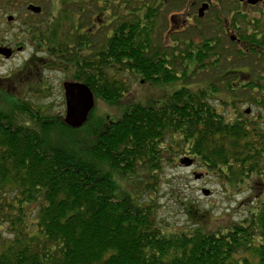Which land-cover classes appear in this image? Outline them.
<instances>
[{"label": "trees", "instance_id": "16d2710c", "mask_svg": "<svg viewBox=\"0 0 264 264\" xmlns=\"http://www.w3.org/2000/svg\"><path fill=\"white\" fill-rule=\"evenodd\" d=\"M127 25V50L90 53L58 50V32L31 27L35 47L55 50H37L45 56L30 62L65 71L70 81L86 84L95 99L127 105L115 121L98 124L84 145L63 117L30 103L10 113L0 110V231L11 234L0 244V264H264V198L241 223L168 234L158 225L156 204L140 202L131 191L140 171L157 183L175 148L231 187L264 176V121L262 114L251 119L247 110L226 118L211 104L209 91L216 93L218 86L190 88L196 85L187 82L202 66V50H183L181 64L195 60L198 67L188 76L183 65L179 74L177 50L171 60L157 61L153 50H135L138 37L149 40V28L140 35L134 22ZM124 72L153 85L184 80L187 86L159 107L144 105L126 98L129 87L117 77ZM224 88L234 99L238 91L249 93L250 105L264 94L258 85ZM231 102L238 101L223 103ZM91 118L92 113L87 123ZM171 136L175 148L165 145Z\"/></svg>", "mask_w": 264, "mask_h": 264}, {"label": "flooded vegetation", "instance_id": "af4514ba", "mask_svg": "<svg viewBox=\"0 0 264 264\" xmlns=\"http://www.w3.org/2000/svg\"><path fill=\"white\" fill-rule=\"evenodd\" d=\"M30 6L42 11H31ZM37 22L49 24L41 30L58 32V50L88 53L127 50L126 27L134 22L138 34L149 28L150 35L144 42L142 35L138 37L135 50H153L157 61L171 60L169 53L159 50H173L172 56L174 50H202L200 87H264V0H0V50L11 52L10 58L1 53L0 58L10 60L16 51L26 50L24 44ZM225 59L230 67L215 73ZM238 59L248 65L238 69L234 66ZM11 80V75L0 77V82ZM209 92L211 100L217 98ZM255 99L249 112L256 107L264 111V94Z\"/></svg>", "mask_w": 264, "mask_h": 264}, {"label": "rangeland", "instance_id": "374dc122", "mask_svg": "<svg viewBox=\"0 0 264 264\" xmlns=\"http://www.w3.org/2000/svg\"><path fill=\"white\" fill-rule=\"evenodd\" d=\"M42 25L48 26L49 24ZM45 31V29L42 30V32ZM33 41L32 36L31 39L28 38L24 44L26 50L16 51L13 59L0 58V77L5 79L6 76H12L10 83L0 82V110L10 113L16 105L27 102L34 109L41 110L45 114L65 118L66 100L63 84L70 81L69 75L65 71H50L42 67L40 62L36 60L30 62L31 59L45 56L44 52L35 50L37 47L33 45ZM159 51L160 53L166 51L173 58V50ZM181 53L183 50H177L179 59L175 69L181 74L182 67L185 65L187 74H191L198 67V63L194 60L181 64ZM226 55L231 57L230 54ZM230 65L231 62L226 59L223 60L215 73L219 74L220 69L224 71ZM247 65V60L241 59H238V62L234 64L238 69ZM242 70L247 71L245 68ZM117 77L124 80L129 87L126 98H132L135 102L156 107L162 105L165 98L174 91L184 85L187 86L184 80L167 85H153L143 82L139 76H135L133 73L124 72ZM201 80H204L203 76H199L197 72L196 77L190 78L187 82V84L196 85L188 87H194L193 89L197 91L200 88ZM224 87L226 86H218L215 93L217 98L211 100V104L217 111L231 119L236 117L237 111L243 112L250 109L251 103H247L249 93L241 94L238 91L235 99H230L232 94L227 92ZM204 88H208L207 84L204 85ZM233 100L238 102H231L227 105L223 103ZM126 105V101H121L114 106L101 99H95V108L91 120L79 130L75 129L76 131H74V136L78 139L79 144L90 143V135L98 127V124L109 119L114 121L121 117ZM18 113L20 116L21 113ZM260 114L263 117L260 118V121H264V111L257 107L252 108L249 115L251 119H256ZM25 121L28 119L24 118L23 122ZM57 134L59 140L63 141L64 137L59 132ZM52 140L53 136L51 137ZM165 145L168 148H175L172 136L166 140ZM174 152V154L166 157L167 161L163 163L162 169L158 173L159 181L157 183L151 180L149 173L145 171L138 172L134 180L131 181V191L135 192L140 202L151 203L153 201L156 204V220L165 233H181L194 228H203L208 232L225 229L248 218L250 212L254 211L253 207L264 198V176L254 177L240 187H231L228 184L225 185L223 179L218 178L200 162L191 167L181 165L182 159L194 158L180 148H175ZM205 189L210 190L212 194L206 196L203 193ZM189 206H191L193 213L197 211V215L189 212ZM10 236L11 234L7 229L0 231V244Z\"/></svg>", "mask_w": 264, "mask_h": 264}, {"label": "water", "instance_id": "95a60500", "mask_svg": "<svg viewBox=\"0 0 264 264\" xmlns=\"http://www.w3.org/2000/svg\"><path fill=\"white\" fill-rule=\"evenodd\" d=\"M29 9L36 13L42 11L41 8L36 6H30ZM0 53L5 57H11V52L7 50H0ZM63 88L66 100L64 122L72 129H80L87 123L95 108V96L84 83L68 81L63 84ZM249 111L247 110V113H250ZM180 164L185 167H191L194 164V160L186 157L180 161ZM203 193L206 196H210L212 192L205 189Z\"/></svg>", "mask_w": 264, "mask_h": 264}]
</instances>
